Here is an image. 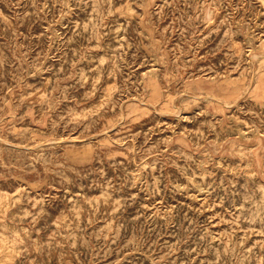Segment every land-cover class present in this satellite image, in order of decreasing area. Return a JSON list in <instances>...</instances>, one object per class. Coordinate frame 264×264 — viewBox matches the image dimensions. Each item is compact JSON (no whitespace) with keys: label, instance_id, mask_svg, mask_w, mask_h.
<instances>
[{"label":"rangeland","instance_id":"1","mask_svg":"<svg viewBox=\"0 0 264 264\" xmlns=\"http://www.w3.org/2000/svg\"><path fill=\"white\" fill-rule=\"evenodd\" d=\"M0 264H264V0H0Z\"/></svg>","mask_w":264,"mask_h":264}]
</instances>
